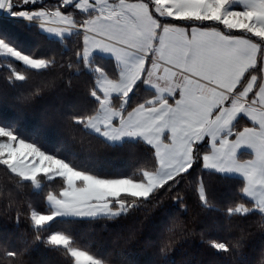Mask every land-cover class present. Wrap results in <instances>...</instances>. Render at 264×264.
Wrapping results in <instances>:
<instances>
[{
	"label": "snow or ice",
	"instance_id": "obj_1",
	"mask_svg": "<svg viewBox=\"0 0 264 264\" xmlns=\"http://www.w3.org/2000/svg\"><path fill=\"white\" fill-rule=\"evenodd\" d=\"M18 25L46 50H25ZM0 75L26 102L69 94L62 137L0 115V216L15 214L0 264H38L42 246L75 264H169L197 238L221 264H264V0H0ZM97 144L138 152L114 171ZM137 216L152 218L156 260L75 246L78 225Z\"/></svg>",
	"mask_w": 264,
	"mask_h": 264
},
{
	"label": "trees",
	"instance_id": "obj_2",
	"mask_svg": "<svg viewBox=\"0 0 264 264\" xmlns=\"http://www.w3.org/2000/svg\"><path fill=\"white\" fill-rule=\"evenodd\" d=\"M21 46L25 50L39 49L41 52L46 50L44 40L24 29L22 25L17 26ZM23 69V66H21ZM38 82V81H36ZM69 103V94L61 89L46 91L43 95L32 101H23L21 93L16 90H4L3 78L0 75V115L12 114L21 117L27 121H34L45 128L53 130L57 136H63V130L59 128V115ZM138 152L135 146H125L123 149H106L101 145L94 146V154L102 164L111 170L121 171L131 164L132 157ZM7 183L3 172H0V184ZM210 188L214 189L221 197L228 195L224 186L215 181L209 180ZM38 210L44 209L41 200L35 201ZM7 207V202L0 198V210ZM199 208L193 203L189 209L188 219L194 220L200 224L204 220L199 215ZM15 214L13 219L8 220L0 216V231L12 230L15 223ZM214 217L209 218L211 222ZM152 218L143 219L142 217H133L121 221H100L92 224H81L74 228L73 234L76 239V245L82 250H88L90 253L96 250H103L106 253L127 254L142 261L148 262L158 259L155 249L151 246L154 237V225ZM142 221V222H141ZM63 224H53L51 231H63ZM137 230L136 240L132 243L126 242V237L130 229ZM254 235L250 237V243L253 248L259 247L262 243L260 232L253 229ZM55 247V246H50ZM33 259L38 264H68L73 260L65 256L62 252H45L44 246L36 250ZM169 264H221L222 257L214 256L210 250L201 245L198 238L189 240L187 243L179 244L168 255Z\"/></svg>",
	"mask_w": 264,
	"mask_h": 264
},
{
	"label": "rangeland",
	"instance_id": "obj_3",
	"mask_svg": "<svg viewBox=\"0 0 264 264\" xmlns=\"http://www.w3.org/2000/svg\"><path fill=\"white\" fill-rule=\"evenodd\" d=\"M56 247V246H55ZM70 257V256H69ZM72 260H73V262H74V264H75V261H74V259L72 258Z\"/></svg>",
	"mask_w": 264,
	"mask_h": 264
}]
</instances>
